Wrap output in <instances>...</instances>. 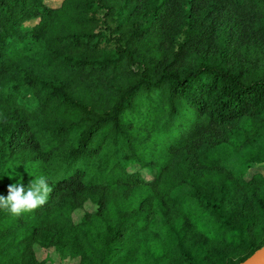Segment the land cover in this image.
Returning <instances> with one entry per match:
<instances>
[{
	"label": "trees",
	"instance_id": "16d2710c",
	"mask_svg": "<svg viewBox=\"0 0 264 264\" xmlns=\"http://www.w3.org/2000/svg\"><path fill=\"white\" fill-rule=\"evenodd\" d=\"M50 3L0 0V195L41 175L53 189L0 210V264H242L263 249L264 64L242 69L232 49L264 43V0Z\"/></svg>",
	"mask_w": 264,
	"mask_h": 264
},
{
	"label": "clouds",
	"instance_id": "9594fccd",
	"mask_svg": "<svg viewBox=\"0 0 264 264\" xmlns=\"http://www.w3.org/2000/svg\"><path fill=\"white\" fill-rule=\"evenodd\" d=\"M52 190L43 175L30 180L27 187L19 181L9 184L7 195H0V210L14 216L31 212L47 203Z\"/></svg>",
	"mask_w": 264,
	"mask_h": 264
},
{
	"label": "rangeland",
	"instance_id": "374dc122",
	"mask_svg": "<svg viewBox=\"0 0 264 264\" xmlns=\"http://www.w3.org/2000/svg\"><path fill=\"white\" fill-rule=\"evenodd\" d=\"M59 2L60 0H54V3L50 4H54V6H56ZM232 58L237 66L242 69L256 68L259 65L264 64V43L259 40H255L254 38H246L240 42L238 49H232ZM84 211L91 212L93 211V207L88 204L83 210L76 212L73 215L75 222L79 221ZM36 251L38 252L37 256L40 260H44L45 257L49 256L51 259H54L56 263H59V260L53 251H45L42 249H37ZM75 263L76 261L67 264Z\"/></svg>",
	"mask_w": 264,
	"mask_h": 264
},
{
	"label": "water",
	"instance_id": "95a60500",
	"mask_svg": "<svg viewBox=\"0 0 264 264\" xmlns=\"http://www.w3.org/2000/svg\"><path fill=\"white\" fill-rule=\"evenodd\" d=\"M242 264H264V248Z\"/></svg>",
	"mask_w": 264,
	"mask_h": 264
}]
</instances>
